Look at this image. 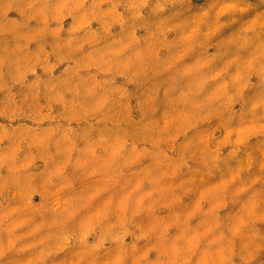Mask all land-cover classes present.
Here are the masks:
<instances>
[{"label":"clouds","instance_id":"9594fccd","mask_svg":"<svg viewBox=\"0 0 264 264\" xmlns=\"http://www.w3.org/2000/svg\"><path fill=\"white\" fill-rule=\"evenodd\" d=\"M0 264H264V0H0Z\"/></svg>","mask_w":264,"mask_h":264}]
</instances>
